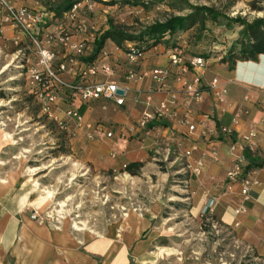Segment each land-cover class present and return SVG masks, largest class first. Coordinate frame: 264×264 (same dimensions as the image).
<instances>
[{
	"label": "crops",
	"instance_id": "obj_1",
	"mask_svg": "<svg viewBox=\"0 0 264 264\" xmlns=\"http://www.w3.org/2000/svg\"><path fill=\"white\" fill-rule=\"evenodd\" d=\"M48 1V10L42 7L39 0H16L15 3L55 15L54 9L64 0ZM92 1L96 3V9L91 22L98 19L100 11L117 9L119 5V1L113 6L107 5L111 2L109 0ZM55 24L53 19L49 22V29L52 30ZM2 30H6L12 39L17 35L9 24ZM79 39L78 36L73 37L74 42ZM85 39L89 42V50L83 61L90 64L102 60L111 64L116 70L113 80L126 90L125 104L121 107L105 100L76 105L85 123L94 127L93 139H89V131H81L77 137L78 143L87 145V159L96 168L108 171L120 170L132 163H143V171L150 162L162 161H170L175 168L181 166L184 153L197 146L198 150L188 161L203 158L205 168L202 176L190 179L186 185L190 194L191 214L197 218L213 213L216 225L230 232L234 240L253 255L264 259V168L256 169L259 185L252 190L253 199L247 203V211L237 214L236 209L240 205L237 189L230 192L225 186L226 175L233 166V143L231 139L225 140L226 136L222 133L224 128H229L239 140L244 135L256 133L251 140L250 151L254 158L264 160V55L257 61H237L230 68L229 63L222 62L226 57L225 52L219 54L210 50L212 52L205 54V38L196 43L194 31L190 30L180 32L171 40L166 39L167 44L150 48L137 61H131L127 54V48L132 43L126 42L123 48H118L108 40L97 58L90 61L96 38L89 34ZM22 40L25 41V37ZM173 44L185 50L188 60L200 55L209 56V59H205L202 99L198 103L189 100L177 68L170 66ZM56 54L57 60L61 61L64 50L57 48ZM155 68H169L172 71L165 85L150 77L128 80L130 72H150ZM191 75L189 73L185 78L190 80ZM64 77L69 82L75 80V77L67 74ZM214 78L228 90L222 103L215 100L208 87ZM104 79L103 76L88 78L95 82ZM170 92L178 95L177 120H164L147 130L138 129L137 123L147 109V99L150 98L151 103L157 105L167 100ZM236 117L237 122L233 123ZM186 123L195 126L194 133L189 132ZM97 125H102L104 131H95ZM119 129L126 130L122 138L117 135ZM108 132L114 133V136L108 138ZM2 146L0 140V149ZM213 152L217 153L216 160L213 159ZM1 180L0 264H162L163 257L168 255L154 250L153 244L160 236L156 232H148L151 223L146 220H138L139 228H134L132 233L116 234L113 231L97 237L77 232L64 223L56 225L47 220H32L35 211L43 212L40 211L42 206H30L33 203L30 197L24 204L21 196L16 195L9 200L7 193L13 188L14 181L10 179L3 184Z\"/></svg>",
	"mask_w": 264,
	"mask_h": 264
},
{
	"label": "rangeland",
	"instance_id": "obj_2",
	"mask_svg": "<svg viewBox=\"0 0 264 264\" xmlns=\"http://www.w3.org/2000/svg\"><path fill=\"white\" fill-rule=\"evenodd\" d=\"M145 1L149 5L142 7ZM39 2L48 10V0ZM190 2L216 7L232 19L241 16L252 21L264 17V13L250 8L252 2L264 7V0ZM99 13L90 24V34L96 39L109 21L138 34L167 15L189 14L173 11L169 0H120L117 9ZM4 17L0 14V21ZM6 24L9 23H2V28ZM226 24L225 19L219 24L206 23L205 54L210 50L227 54L230 50L239 31L236 27L228 29ZM34 53L28 41L19 47L6 30L0 33V178L3 184L14 181L7 193L9 200L21 196L24 204L30 197V206H42V214L51 216L48 222L64 223L92 237L113 231L132 233L139 228L138 220H146L151 223L148 232L160 236L153 244L154 250L168 254L162 264L249 263L247 258L253 254L230 232L213 223L210 215L195 218L191 214L188 188L176 177L184 173L174 172L170 161L150 162L138 176L128 174L124 168H96L85 155L87 145L78 143V136L73 137V128L62 131L31 95L26 58ZM253 263L264 261L253 259Z\"/></svg>",
	"mask_w": 264,
	"mask_h": 264
},
{
	"label": "built area",
	"instance_id": "obj_3",
	"mask_svg": "<svg viewBox=\"0 0 264 264\" xmlns=\"http://www.w3.org/2000/svg\"><path fill=\"white\" fill-rule=\"evenodd\" d=\"M15 2L16 0H0V14L5 16L0 21V33L3 31L2 23H9L17 31V35L13 38L16 46H22V37H25V40L33 46L35 55L26 58V80L31 95L38 102L42 112L53 120L62 131H70V126H72L73 137H77L81 131H89L88 137L93 139L94 127L85 123L84 116L76 108V105L105 100L112 101L116 106L121 107L125 104L126 95V90L113 80L116 70L111 64L102 60L90 64L83 61L89 50V42L85 38L90 34V18L95 13L96 3L92 0H81L74 4L68 12L57 18L45 11L17 6ZM53 19L56 24L51 30L48 25ZM74 36L80 37L79 41L74 42ZM57 48L64 50V57L61 61L57 60ZM18 53H22V51L19 50ZM127 54L131 61H137L143 55L138 54V50L133 45L128 47ZM103 56L105 57L106 54L103 53ZM169 60L170 66L177 68L179 79L185 87L189 100L200 102L203 78L206 73V60L201 57L188 60L183 48L173 50ZM189 73L192 74L190 80L185 78ZM66 74L75 77V80L67 81L64 77ZM171 75L172 71L169 68H155L150 72H130L128 80H143L150 77L159 84L165 85ZM98 76H103L105 79L101 82L88 80V78ZM208 87L215 100L222 103L227 96V88L221 85L217 78L212 79ZM118 91H123L124 95H118ZM178 100L176 92H170L168 99L157 105H153L151 99L148 98L147 109L137 123L138 129L147 130L150 125L164 120H177ZM236 122L237 117L233 120V123ZM187 125L189 132L194 133L195 126ZM95 131L103 132L104 127L97 125ZM222 133L227 136L233 131L224 128ZM125 134L126 130L124 129L117 131L120 138ZM113 136L114 133H107L108 138ZM254 137H256V133L244 135L241 137V141L252 150L251 140ZM231 148L234 160L232 169L226 175L225 186L230 192H235V188L237 189L240 205L236 209V213L243 214L247 211V203L253 199L252 190L259 185V181L255 176L256 170L245 172L246 159L243 151L236 145H232ZM197 150V146H192L184 153V159L180 161L183 169L179 173L183 172L189 175L190 179L202 176L205 168L203 158L188 161ZM213 159H217L216 152H213ZM189 181L185 184L187 185ZM208 215L212 216L213 213H208ZM49 219H52L51 216L48 214L45 216L38 211L32 215V220L40 222Z\"/></svg>",
	"mask_w": 264,
	"mask_h": 264
},
{
	"label": "trees",
	"instance_id": "obj_4",
	"mask_svg": "<svg viewBox=\"0 0 264 264\" xmlns=\"http://www.w3.org/2000/svg\"><path fill=\"white\" fill-rule=\"evenodd\" d=\"M81 0H64L60 5L54 9L55 17L60 18L64 13L68 12L74 4ZM120 1V0H118ZM170 8L177 12H188L189 14L167 15L164 20H157L149 26L143 28L138 34H131L124 28L117 27L112 21H109L108 29H106L95 41L94 53L90 59L93 61L103 50L106 41H112L118 48H123L126 42L132 43L138 50V54H144L147 50L155 47L159 44H167V40H171L174 36L180 32L194 31V41L200 42L205 33L206 23L213 22L219 24L221 19L227 21L226 27L231 29L236 27L240 29L239 38L230 50L227 52L226 57L222 59L223 63H229L232 68L237 61H257L261 55H264V17L255 18L249 21L246 18L238 16L236 18H229L224 13L220 12L216 7L195 6L190 0H169ZM116 1L108 2L107 5L113 6ZM149 5L148 1L142 3V7ZM251 11L264 13V7L258 6L255 2L250 4ZM174 13V12H173ZM173 50L181 48L177 44H173ZM185 52V50H184ZM128 53V48H127ZM186 55V53H185ZM203 59H209L208 55H200ZM152 126V125H150ZM231 139L233 145L240 147L246 159L245 172L248 173L252 170L263 169L264 160L254 158L250 149L239 140L234 133H231L225 137ZM162 165V164H161ZM144 167L143 163H132L126 165L124 171L132 176H138ZM183 169V165L173 168L174 172H180ZM181 185H185V182L189 181V175L177 174L176 176ZM212 221L213 216H211ZM253 259H260L256 254L253 257L247 258L248 264L253 263Z\"/></svg>",
	"mask_w": 264,
	"mask_h": 264
},
{
	"label": "water",
	"instance_id": "obj_5",
	"mask_svg": "<svg viewBox=\"0 0 264 264\" xmlns=\"http://www.w3.org/2000/svg\"><path fill=\"white\" fill-rule=\"evenodd\" d=\"M117 94L120 95V96H123L124 95V92L123 91H118Z\"/></svg>",
	"mask_w": 264,
	"mask_h": 264
}]
</instances>
